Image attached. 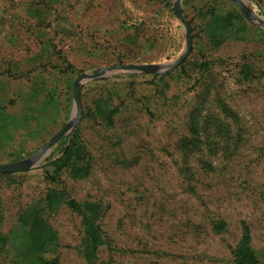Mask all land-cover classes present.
I'll list each match as a JSON object with an SVG mask.
<instances>
[{
  "label": "rangeland",
  "instance_id": "rangeland-1",
  "mask_svg": "<svg viewBox=\"0 0 264 264\" xmlns=\"http://www.w3.org/2000/svg\"><path fill=\"white\" fill-rule=\"evenodd\" d=\"M174 1L0 0V164L67 123L79 74L178 57ZM180 8L177 66L84 82L72 132L0 173V264H235L242 237L264 264V29Z\"/></svg>",
  "mask_w": 264,
  "mask_h": 264
},
{
  "label": "water",
  "instance_id": "water-1",
  "mask_svg": "<svg viewBox=\"0 0 264 264\" xmlns=\"http://www.w3.org/2000/svg\"><path fill=\"white\" fill-rule=\"evenodd\" d=\"M233 1L241 10V12L247 17V19L264 29V20L257 16L246 4L245 0H231ZM181 0L174 1V13L178 20L180 21L182 28L185 33V47L182 53L167 63L163 64H126V65H113L106 66L99 69H95L89 73L79 74L72 84L73 97L75 100L76 108L73 110L67 123L56 131L34 154L18 161L0 164V173H9L14 171L25 170L31 167L37 166L40 159L44 156L49 148H51L54 143L61 139L64 135L72 132L75 124L78 121L80 115V102H79V89L80 86L91 79L102 77L112 73L120 72H149L155 74H163L177 66L189 53L191 47L190 30L186 22L185 17L182 14L180 8Z\"/></svg>",
  "mask_w": 264,
  "mask_h": 264
},
{
  "label": "trees",
  "instance_id": "trees-1",
  "mask_svg": "<svg viewBox=\"0 0 264 264\" xmlns=\"http://www.w3.org/2000/svg\"><path fill=\"white\" fill-rule=\"evenodd\" d=\"M54 198L55 197H53V195H49V197L47 198L49 204L53 202ZM34 237L39 239V234H36V236ZM233 256L235 264H254L258 261L259 257L257 256L256 252H254L250 248L245 237H242V240L240 241L239 245L233 250Z\"/></svg>",
  "mask_w": 264,
  "mask_h": 264
}]
</instances>
